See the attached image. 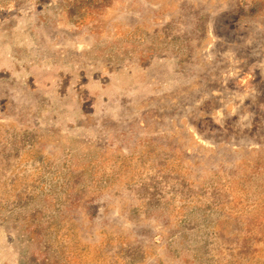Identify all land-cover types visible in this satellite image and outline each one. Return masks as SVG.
Wrapping results in <instances>:
<instances>
[{
	"label": "rangeland",
	"instance_id": "rangeland-1",
	"mask_svg": "<svg viewBox=\"0 0 264 264\" xmlns=\"http://www.w3.org/2000/svg\"><path fill=\"white\" fill-rule=\"evenodd\" d=\"M0 264H264V0H0Z\"/></svg>",
	"mask_w": 264,
	"mask_h": 264
}]
</instances>
